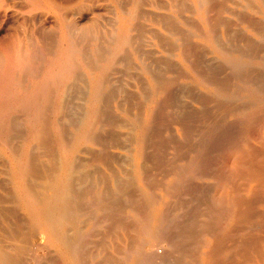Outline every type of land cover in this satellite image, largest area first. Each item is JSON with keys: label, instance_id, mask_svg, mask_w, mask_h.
<instances>
[{"label": "rangeland", "instance_id": "obj_1", "mask_svg": "<svg viewBox=\"0 0 264 264\" xmlns=\"http://www.w3.org/2000/svg\"><path fill=\"white\" fill-rule=\"evenodd\" d=\"M0 6V211L8 210L0 227L5 214L19 222L16 264H69L18 205L11 168L23 158L26 181L37 186L46 173L41 162L57 153L52 123L74 141L88 116V76L106 61L94 124L74 151L98 174L77 185L80 211L64 217L78 264H239L237 247H264V0ZM108 40L118 43L114 53ZM70 47L78 85L65 84V109L56 113L53 73ZM41 86L48 90L30 97ZM16 91L29 102L25 109ZM30 114L43 137L32 134ZM114 177L124 184L115 187ZM251 258L242 264H264Z\"/></svg>", "mask_w": 264, "mask_h": 264}, {"label": "bare ground", "instance_id": "obj_2", "mask_svg": "<svg viewBox=\"0 0 264 264\" xmlns=\"http://www.w3.org/2000/svg\"><path fill=\"white\" fill-rule=\"evenodd\" d=\"M13 2H26V3H29L31 5H36V6H42L46 0H0V5H9ZM47 2L54 6V7H61L64 5L67 6H71L72 3H76L77 0H75V2H72L71 0H64V1H59V0H47ZM24 5V4H23ZM1 7V6H0ZM28 16V15H27ZM125 24V23H124ZM83 28V27H82ZM84 29V28H83ZM82 29V31H83ZM123 32V31H122ZM125 32V30H124ZM123 32V33H124ZM174 33V32H173ZM19 34V33H18ZM120 34V33H119ZM99 37V35H98ZM125 37L126 35H122V38L123 40L125 41ZM113 38V37H112ZM121 38V36L119 37ZM30 39V38H29ZM13 40V39H12ZM112 40V39H111ZM118 40V39H117ZM9 41V40H8ZM72 41V40H71ZM109 41V40H108ZM67 42V41H66ZM12 43V42H11ZM47 43V42H46ZM71 43V42H69ZM68 43V44H69ZM110 43V44H109ZM109 50H111V52L114 53V51L118 48V43H115V42H112V41H109ZM7 44V43H6ZM67 44V43H66ZM72 44V43H71ZM70 44V45H71ZM16 45V44H15ZM73 46V45H71ZM8 47V46H7ZM11 47H14V44L11 46ZM97 47V46H96ZM5 48V47H4ZM236 48V47H235ZM13 49V48H12ZM62 50V47L60 48ZM71 49L73 50V52L75 51L73 48H69L67 52L65 53H62L60 55V58L58 60V66H57V70L56 72H52L53 73V77L56 79V83L58 81L57 84H55V91L57 92L55 97H53L55 100V106H54V110L57 112H61L63 111L65 108V103L64 102L67 97H66V93L64 92L65 90V84L68 83V81H74V83H76V80H74L77 76L74 75V71H73V65H72V60L71 59V55H70V52H71ZM8 50V49H7ZM167 50V49H166ZM237 50V49H236ZM5 52V51H3ZM108 52V51H107ZM106 52V53H107ZM1 53V52H0ZM22 53V52H21ZM60 53V52H58ZM112 53V54H113ZM150 53V52H149ZM19 54V53H18ZM17 54V55H18ZM1 55V54H0ZM20 55V54H19ZM27 56V54H26ZM25 56V57H26ZM73 56V55H72ZM59 57V56H58ZM57 57V59H58ZM109 58V56H107ZM113 57V56H112ZM123 58V57H122ZM25 59V58H24ZM105 59V57H104ZM110 59H112L110 57ZM109 59V60H110ZM114 59V57H113ZM25 60H28V59H25ZM97 61V60H96ZM114 61V60H113ZM99 62V61H98ZM116 61H114L115 63ZM111 63V62H110ZM22 64H24V62H22ZM27 64V63H26ZM25 64V65H26ZM52 64V62H51ZM72 65V66H71ZM108 65L109 62L106 61L104 63V66L102 65L101 68L99 69V72L97 74L96 72V75H91V76H88V85L90 87V91H89V95H88V100H89V104H88V116H86L83 120V124L82 126L80 127L79 131H77V133H75L74 135H76L75 139L73 142L71 143H67L64 138H63V135H62V130L60 129V126L58 125V122L55 120L53 123H52V126H53V129H54V136L56 137L55 139V142H56V148H57V153L56 155H54L55 157L51 158L50 160H48V163H47V160H46V163L43 161L41 162V169L46 171L45 175L39 179L37 186H35V184H30L28 181H26V176H30V175H27L28 174V165L25 164V160L22 158V159H19L17 158V160H15V158L13 157V159L15 160V164H14V167L11 168V173H12V182L14 181V192H15V200L17 201L18 205L21 206L22 210L24 212H26L25 214H27V216L30 218L31 223L35 224L36 226L37 225H40L42 227L41 231L43 233H45L44 236L45 238L47 237V242L50 243L51 245H55V247H58L60 248L61 250V253L63 255V258L64 260H66L69 264H78V262L76 261V255H75V247H74V242H73V237L71 235H69V232H67V226H66V222L64 220V217L68 214V217H65V218H69V213H77L79 212L80 210L78 209V199L80 198L82 192L80 190H78L77 188V185L78 187L81 188V185L83 182L85 181H88L89 178H91V174H94L97 172L93 170L91 172L87 171V170H90V169H87L85 164L82 163V161L79 163L76 162L75 160V156H74V151H76L78 149H76V146L78 144H80V141L82 139H87L89 138L88 136V129L90 128L91 124H94V122L92 123V117L91 115H94L95 111L97 113V110H96V106H98L96 104V102L100 99L101 97V85L104 84L105 82V71H106V68H108ZM55 66V65H54ZM91 66V65H90ZM76 67V66H75ZM92 68V67H91ZM90 68V69H91ZM31 69V68H30ZM89 69V68H88ZM98 69V68H97ZM29 70V69H28ZM54 70V69H53ZM75 70V69H74ZM149 70V69H148ZM13 71V70H12ZM47 71V70H46ZM51 71V70H49ZM23 72V71H22ZM30 72V71H29ZM17 73V72H16ZM47 73V72H46ZM51 74V72H48ZM149 73V72H148ZM18 74V73H17ZM22 74V73H21ZM95 74V73H93ZM151 74V73H150ZM153 74V72H152ZM5 75V73H4ZM7 75V74H6ZM15 75V74H14ZM13 75V76H14ZM46 75V74H45ZM48 75V74H47ZM1 76H3V74H1ZM10 76V75H9ZM23 76V74H22ZM18 77V76H17ZM151 77V76H150ZM154 77V75H153ZM156 77V76H155ZM12 78V77H11ZM14 78V77H13ZM25 78V77H24ZM50 78V77H49ZM174 78V77H173ZM2 79V78H1ZM9 79V78H8ZM109 79V78H108ZM157 79V78H156ZM15 80L14 82L17 83L16 80H18L17 78L16 79H13ZM52 80V79H51ZM54 80V79H53ZM80 80V78H79ZM121 80V79H120ZM152 80V84H154L155 86V80L153 81V78L151 79ZM2 81V80H1ZM19 81V80H18ZM42 82V80H40ZM50 81V80H49ZM4 82V81H2ZM36 82V81H35ZM6 83V82H5ZM11 83V82H10ZM161 83V82H160ZM1 84V83H0ZM77 84V83H76ZM159 84V83H158ZM157 84V85H158ZM50 85V84H48ZM78 85V84H77ZM1 86V85H0ZM4 86V85H3ZM7 87H9L7 84H6ZM26 86V85H25ZM54 86V85H53ZM162 86V85H161ZM28 87V86H27ZM18 88V87H17ZM64 88V89H63ZM153 88V86H152ZM155 88V87H154ZM160 88V87H159ZM20 89V88H19ZM50 89V88H49ZM6 90V89H5ZM16 90V88H15ZM23 90V89H21ZM48 90V88L46 86H41L39 88H37L33 94L31 95L30 94V97L34 98L36 97V95H40L41 97V94L40 93H44ZM103 90V89H102ZM3 91V90H2ZM7 91V90H6ZM51 91V89H50ZM4 92V91H3ZM10 93V90L7 91ZM23 92V91H22ZM153 93V92H152ZM16 95V99L17 97H19V99H21L20 101H17L18 103V106L20 107H23V109L26 108L27 104L29 102H26L24 99V97H22L21 95L18 94V91H16L14 93ZM1 95V94H0ZM12 95V94H11ZM43 95V94H42ZM8 96V95H7ZM44 96V95H43ZM3 97V95H2ZM26 98H28V96H25ZM46 97V96H45ZM69 97V96H68ZM4 98V97H3ZM47 98V97H46ZM44 98L46 101L47 99ZM10 99V98H9ZM15 99V98H14ZM30 99V98H29ZM28 99V100H29ZM36 99V98H35ZM40 99V98H39ZM1 100V99H0ZM25 102H24V101ZM27 100V99H26ZM70 100V99H69ZM7 101V100H6ZM23 101V102H22ZM31 101V100H30ZM34 102V101H33ZM49 102V101H48ZM64 102V103H63ZM13 103V102H12ZM32 103V102H31ZM40 102H38L37 104H39ZM100 103V102H99ZM10 104V103H9ZM96 104V106H95ZM213 104V103H211ZM31 105V104H30ZM35 104H33V107H34ZM44 105V104H42ZM41 105V106H42ZM52 105V104H51ZM50 105V106H51ZM244 106V105H243ZM30 107V106H29ZM48 107V106H46ZM45 107V108H46ZM67 107L71 110L70 113L75 111H73V109L75 108V104L70 102V103H67ZM8 108V107H7ZM32 108V107H31ZM36 108V107H35ZM99 108V107H98ZM132 108V107H131ZM14 109V108H13ZM33 109V108H32ZM42 109V108H41ZM40 109V110H41ZM49 109V108H48ZM63 109V110H62ZM101 109V108H99ZM3 110V109H2ZM7 110V109H5ZM4 110V111H5ZM10 110V109H9ZM12 110V109H11ZM35 110H38L37 108ZM68 110V109H67ZM208 110V109H207ZM42 111V110H41ZM54 111V112H55ZM66 111V110H65ZM8 112V111H6ZM12 112V111H11ZM53 112V110H52ZM53 112V113H54ZM32 113V111H31ZM43 113V112H42ZM50 113V112H49ZM54 113V115L56 114ZM62 113V112H61ZM65 113V112H63ZM69 113V115H70ZM11 114V113H10ZM52 114V113H50ZM67 114V113H66ZM71 114V115H72ZM32 114H30V116L28 115L27 118H26V121L27 123L30 125V128L31 130L35 129L33 131L32 134H35L34 136H39L41 133V128L39 129L38 128V124H39V120L37 121L35 116H31ZM34 115V113H33ZM46 115V114H45ZM49 115V114H47ZM53 115V114H52ZM61 115V114H60ZM59 115V116H60ZM64 115V114H63ZM62 117L64 118L65 116ZM97 115V114H96ZM95 115V117H96ZM203 115V114H202ZM217 115V114H216ZM3 116V115H2ZM1 116V118H2ZM57 116V115H55ZM37 117V116H36ZM44 117V116H42ZM49 117V116H48ZM47 117V118H48ZM54 117V116H53ZM70 117V116H69ZM192 117V116H191ZM203 117V116H202ZM4 118V117H3ZM7 117H5L6 119ZM61 118V117H60ZM74 118V117H73ZM50 119V118H49ZM62 119V118H61ZM1 120V119H0ZM20 120V118H19ZM22 120V119H21ZM65 120V119H64ZM68 120V119H67ZM70 120V118H69ZM72 120V119H71ZM95 120V118L93 119ZM139 120V119H138ZM206 120V119H205ZM5 121V120H4ZM9 121V120H8ZM14 121V120H13ZM18 121V120H17ZM63 121V120H61ZM21 122V121H19ZM18 122V123H19ZM45 122V121H44ZM115 122V121H114ZM120 121H118L116 124H118ZM0 123L2 124V122L0 121ZM17 123V122H16ZM65 123V122H64ZM73 123V122H72ZM137 123V122H136ZM194 123V122H193ZM6 124V122H5ZM11 124V123H10ZM27 124V125H28ZM66 124V123H65ZM121 123H119L118 125H120ZM50 125V124H49ZM69 125V124H68ZM71 125V124H70ZM123 125V124H122ZM12 126V125H11ZM72 126V125H71ZM6 127V126H5ZM27 127V126H26ZM74 127V126H73ZM13 128V127H12ZM9 128H5V130ZM204 129V128H203ZM6 130V131H8ZM17 130V129H16ZM74 130V128L72 129ZM13 131V130H12ZM64 131V130H63ZM11 132V131H10ZM6 133V132H5ZM9 133V132H8ZM12 133V132H11ZM18 133V132H17ZM65 132H63L64 134ZM30 134V133H29ZM65 135V134H64ZM112 135V133H111ZM111 135H110V138H111ZM8 136V135H7ZM12 136V135H11ZM17 136V135H15ZM26 136V135H25ZM41 136V135H40ZM44 136V135H43ZM41 136V137H43ZM260 136V135H259ZM30 137V136H29ZM28 137V139H29ZM40 137V139H41ZM113 137V135H112ZM115 137V136H114ZM113 137V138H114ZM182 137V136H181ZM11 138V137H10ZM27 138V137H26ZM34 138V137H33ZM117 138L118 140V137H115V139ZM262 138V137H261ZM4 139V138H3ZM27 139V140H28ZM72 139V138H71ZM108 139V138H107ZM259 139V138H258ZM12 140V139H11ZM24 141V140H23ZM36 141V140H35ZM114 141V140H113ZM7 142V141H6ZM28 142V141H27ZM32 142V140H31ZM38 142V141H37ZM41 142V141H40ZM186 142V141H185ZM3 143V142H2ZM1 143V144H2ZM42 143H44V139L42 140ZM121 143V142H120ZM98 144V143H97ZM129 144V143H128ZM6 145V143H5ZM3 145V147L5 146ZM8 145V143H7ZM6 147H10V146H7ZM55 145V144H54ZM141 146V145H140ZM204 146V145H203ZM14 147V146H13ZM264 147V146H262ZM1 148V146H0ZM7 148V149H8ZM23 148V147H22ZM46 148V147H45ZM144 148V147H143ZM3 149V148H2ZM6 149V150H7ZM11 150H14V149H11ZM56 150V149H55ZM24 151V150H23ZM28 151V150H27ZM78 151V150H77ZM101 151V150H100ZM8 152V151H7ZM17 152V151H16ZM21 152V151H19ZM25 152V151H24ZM30 152V151H29ZM11 153V152H9ZM15 153V152H14ZM98 153V152H97ZM142 153V152H141ZM23 154V153H22ZM21 154V156H22ZM8 156V155H7ZM17 157V155H15ZM18 156H20L18 154ZM129 156V155H128ZM10 157V156H9ZM8 157V158H9ZM49 157V156H48ZM96 157V156H95ZM11 158V157H10ZM26 158V157H24ZM121 158V157H120ZM48 159V158H47ZM12 161V159H9ZM24 160V161H23ZM29 160V159H28ZM27 161V160H26ZM88 161V160H87ZM11 164V163H10ZM13 164V162H12ZM121 164V163H120ZM32 166V165H31ZM31 168V167H30ZM87 170H86V169ZM139 168V167H138ZM33 169V168H32ZM30 169V170H32ZM140 171V169L138 170ZM39 172V171H38ZM35 173V172H34ZM32 174V173H31ZM98 174V172H97ZM100 174V173H99ZM34 175V174H33ZM38 175V174H37ZM32 176V175H31ZM97 176V175H96ZM38 178H39V175H38ZM114 178H117V177H114ZM122 178V177H121ZM34 180V178H33ZM106 180V179H105ZM125 180V179H124ZM115 181V187H117V185L119 184H124L122 183L123 181H120L119 178L117 179H114ZM37 182V181H36ZM93 182V181H92ZM113 182V181H112ZM86 183V182H85ZM113 185V184H112ZM50 189L51 192L50 193H47L45 191V189ZM79 188V189H80ZM106 188V187H105ZM82 190V189H81ZM107 190V189H106ZM109 192V191H108ZM109 196V195H107ZM127 197V196H126ZM106 198V197H105ZM1 199V198H0ZM14 199V197H13ZM213 199V198H211ZM97 200V199H96ZM167 205V204H166ZM85 208V207H84ZM3 209V208H2ZM5 210V209H3ZM6 211L8 210H5L4 211H0L2 214L4 213H7ZM12 211L15 212V210L12 209ZM17 211V210H16ZM140 211V210H139ZM0 213V214H1ZM74 213V214H75ZM1 214V215H2ZM14 214V213H13ZM12 214V217H14ZM8 216V220H7V217L5 216L6 220V223H5V226L2 227V225H0V229L2 230L0 232V264H16L17 260H19L18 258L21 257H17L16 253H15V249L12 248V243L13 241H15L18 236V233H17V230H18V227H19V222L15 223L14 225L9 222V219L11 216H9L8 214H5ZM11 215V214H10ZM3 216V215H2ZM0 216V217H2ZM4 217V216H3ZM0 218V221H2ZM15 217H17V215H15ZM102 217V216H101ZM72 218V217H71ZM70 218V219H71ZM15 220L14 221H18L19 219L17 218H14ZM5 220V219H4ZM3 220V221H4ZM21 223H23L21 220H19ZM29 221V219H28ZM75 221V219H74ZM5 222V221H4ZM30 222V221H29ZM68 222H73V221H67ZM1 223V222H0ZM10 223V225L8 224ZM30 223V224H31ZM75 223V222H73ZM189 224V223H188ZM23 225V224H21ZM32 225V224H31ZM254 225V224H253ZM16 226V227H15ZM84 226V225H83ZM82 226V227H83ZM21 228H23L22 226H20ZM250 227V226H249ZM20 228V229H21ZM70 228V227H69ZM36 230V229H35ZM240 230V229H239ZM251 230V229H249ZM3 231L6 232V234H2L4 233ZM248 233V232H247ZM245 233V234H247ZM256 234V233H255ZM22 236V235H20ZM250 236V234H249ZM42 237V236H41ZM175 237V236H174ZM23 238V237H21ZM26 238V237H25ZM45 238H44V241H45ZM181 238V237H180ZM252 238V237H251ZM176 239V238H175ZM249 239V238H248ZM247 239V241H248ZM260 240V239H259ZM262 240V238H261ZM261 240L259 242H261ZM264 240V239H263ZM27 241V240H26ZM251 241V240H249ZM258 242V240H256ZM18 241H16L17 243ZM20 242H22L20 240ZM244 242V241H243ZM242 242V243H243ZM252 242V241H251ZM255 242V240H254ZM19 243V242H18ZM240 244V246L242 245H245V244ZM245 243V242H244ZM248 243V242H247ZM246 243V244H247ZM256 243V242H255ZM22 244V243H21ZM21 244H19L21 246ZM249 244V243H248ZM251 244V245H250ZM246 246H243L241 248H236V255L237 256H233V257H236L237 260H235L234 262H239V264H242L244 263L245 261L248 260H251L253 258L251 257H254L255 259L257 260H261L263 261L264 260V247L263 248H260V247H257V244L256 247H251L254 243H250ZM264 244V243H262ZM28 245V244H27ZM45 245V244H44ZM49 245V244H48ZM255 245V244H254ZM253 245V246H254ZM260 245V244H259ZM16 246V245H15ZM23 246V245H22ZM79 246V245H78ZM236 246V245H234ZM264 246V245H263ZM234 248V247H233ZM35 249V248H34ZM189 249V248H188ZM194 249V248H193ZM235 249V248H234ZM14 250V251H13ZM233 250V249H232ZM231 250V251H232ZM173 251V250H172ZM214 251V250H213ZM230 251V253H231ZM235 251V250H233ZM24 252V251H23ZM167 252V251H166ZM187 253V252H186ZM213 253V252H211ZM210 253V254H211ZM234 253V252H232ZM23 254V253H22ZM215 254H216V251H215ZM218 254V253H217ZM235 254V253H234ZM80 255V254H79ZM231 255V254H230ZM52 256V255H51ZM211 256V255H210ZM209 256V257H210ZM235 258V259H236ZM21 259V258H20ZM78 259V258H77ZM234 260V259H233ZM163 261V260H162ZM229 261V260H228ZM243 261V262H242ZM254 261V259H253ZM20 262V261H19ZM18 262V263H19ZM24 263V262H22ZM27 263V262H26ZM174 263V262H173ZM20 264V263H19ZM67 264V263H66ZM113 264V263H112ZM164 264V263H163ZM194 264V263H193ZM238 264V263H237Z\"/></svg>", "mask_w": 264, "mask_h": 264}]
</instances>
